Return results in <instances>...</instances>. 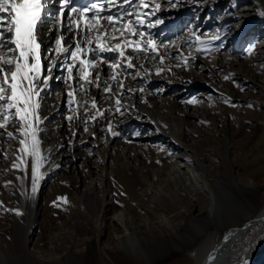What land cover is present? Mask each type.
<instances>
[{
    "label": "bare ground",
    "instance_id": "obj_1",
    "mask_svg": "<svg viewBox=\"0 0 264 264\" xmlns=\"http://www.w3.org/2000/svg\"><path fill=\"white\" fill-rule=\"evenodd\" d=\"M233 4H235V7H233ZM260 12H264V0H214V3L202 7H194L189 4L179 10L172 9L161 13L166 22L157 29L152 30L157 39L165 42L175 40L177 47L185 56L190 54L195 59L192 60L191 67L188 68L177 67L178 61L170 59L165 62V67L167 68L170 65L171 71H165L160 76H156L153 70L152 74L143 81L140 79L125 81L127 87L133 89L143 87L145 89L143 94L137 92L130 97L126 95L123 100L125 106L134 105L135 107L126 113L124 117L113 118L117 130L121 131L123 135L129 133L128 137L133 142L128 143L126 140L127 142L124 141L125 144H135L136 139H140L141 142L152 141L153 139L149 138L152 128L148 125L147 120L161 119L167 122L162 128L163 132L169 136H157L155 140H164L163 142L168 147L177 152L179 151L180 154L189 151V148L193 147L189 143V137L185 135L182 139L174 132L179 126L181 128L195 126L200 117L192 110L201 107L200 104L190 105L183 103V101L193 97V94L199 92V90H204L207 94L211 93L216 97L230 98L235 101L229 90L223 86L222 75L218 73V70L224 67V63H220V59L231 60V64L234 63V68H230L231 78L237 82L251 85L261 83L264 85V79L263 82H260L253 77L254 75L250 78L247 72H250L251 68L246 67L244 60L239 56H233L232 54L235 50L234 41L254 35L256 39L255 53H257L254 67H264V17L259 15ZM174 29L175 32L179 30V33H174V37L169 36ZM176 29L178 30L176 31ZM193 29L198 33H204L205 35L202 38H210L214 34H219L220 40L213 43L212 49L215 50L218 45H222L219 48L221 51H225L226 54L220 55V58L218 53L217 56L215 54L214 56L211 55L213 50L209 53H197L194 47H189L186 41L190 39V33ZM177 37H181V39H177ZM112 43H116V41ZM172 52L175 53L176 49H172ZM216 58L219 59L218 63ZM145 66L153 68V63L150 62ZM105 73H107L106 68ZM93 95L98 96V93L93 90ZM204 96L199 94L197 98L201 97L202 99ZM213 100L214 98H211L209 101L212 102ZM238 101L247 104L254 103L246 98ZM103 107H107V104H104ZM261 110V113L264 114V104H262ZM58 124L63 126L57 127ZM47 128L50 133L53 129H56V131L50 139L48 137L44 138L46 148L55 150L60 143L67 144L66 122L61 121L59 117H54L52 122L47 124ZM104 128L105 122L102 121L90 129V131L96 133L95 139L81 130L72 148H61L59 150V154L55 155L54 160L56 163H60L62 167L52 171L42 181L36 198L31 202L26 203L24 198L19 195L17 187L19 182L15 179L18 173L11 170L10 161L0 157V195L7 180L11 179L14 182L12 186L5 188L8 195L0 198V201L3 202L6 208L20 206L26 213L23 217H16L14 214L5 213L3 209H0L6 216L4 220H0V264H68L66 261H62V256L57 255L53 248L50 250L32 248L35 237V222L40 211L41 191L49 178L55 176L61 170L75 167L78 160L83 162L84 170L75 172L74 177L68 178L74 188H77L80 180L86 181L90 175H96L97 171L94 169L96 157L103 164L106 163V161H109L110 151L118 145L117 140L119 137L113 138L104 134L101 131ZM136 132L144 134L143 136H136L134 135ZM81 140L86 141L87 144L82 146ZM88 148L92 149L91 155L87 151ZM143 151H140V154L144 155ZM227 151L229 152V148ZM164 155H166V152ZM73 156L75 159H71ZM251 156L253 161L248 160L241 164L230 161L221 168L216 167L218 172L213 174L214 181L209 182L214 189L213 194L201 196L195 205L188 197L187 202L191 204L190 208L186 212H182L186 214L187 218H180L176 223L168 222L160 228L161 235H171L180 244L193 241V235L196 234L201 239V244L195 253L196 264H237L238 258L245 255L251 260V264H264V185L261 184L260 178V174L264 172V150L259 149L256 153H251ZM186 157H184L185 160ZM202 159L199 158L198 160L197 158V161L202 162ZM191 162L193 161L191 160ZM165 172V170L160 169L155 171V176L167 177ZM121 183L125 184V190L129 194L136 195L137 192H135L134 186L124 179H120ZM12 200L15 201L14 205L11 204ZM110 201L107 212L111 217L103 220L105 224L102 222V225L98 228V234L95 233L96 238L94 239L96 240L93 239V241H96L97 255L100 254L97 257L101 258L100 263L136 264L145 259L150 260L151 247L145 248L146 246L143 247L141 243L137 242L138 245H136L129 240L133 230L132 227L128 228V218L130 212L137 209L138 206L132 205L125 211H117L115 209L117 204L115 197H111ZM187 219L199 224L197 227L200 229L193 228V233H191L190 228L187 226ZM119 221L125 222L128 233L124 230L123 232L121 228V231H118L117 222ZM211 227L214 229H227L221 243L216 242V233L209 232ZM113 232L117 233L113 239L116 242L115 246H108L107 243L105 245V241H102L111 236ZM167 240L170 239L167 238ZM164 243L166 244V242ZM2 245L4 250H2L3 247L1 248ZM20 245H23L26 249L23 260H20ZM76 256L75 252L71 258L73 259Z\"/></svg>",
    "mask_w": 264,
    "mask_h": 264
},
{
    "label": "snow or ice",
    "instance_id": "obj_2",
    "mask_svg": "<svg viewBox=\"0 0 264 264\" xmlns=\"http://www.w3.org/2000/svg\"><path fill=\"white\" fill-rule=\"evenodd\" d=\"M210 3L214 0H0V157L18 173L19 195L26 203L36 198L42 181L62 167L55 155L61 148H72L81 130L95 139L90 129L103 121L104 134L123 137L113 118H122L135 107L125 106L126 95L145 91L127 87L126 80L143 81L153 70L156 76L171 71L170 65L165 67L170 59L178 61L177 67H191L194 57L185 56L175 40L157 39L152 30L166 22L161 15L165 11ZM259 15L264 17V12ZM204 35L193 29L186 43L197 53H209L220 36ZM254 49L250 44L247 54ZM150 62L153 68L145 66ZM183 103L202 101L193 96ZM224 103L236 106L230 98ZM54 117L66 122L68 131L67 144L60 143L55 150L46 148L44 139L56 131L47 128ZM86 144L81 140L82 146ZM158 150L167 152L163 145ZM87 151L92 154L91 148ZM13 183L9 179L4 187ZM68 203L66 196H58L52 206ZM0 209L16 217L26 214L20 206L4 207L2 201ZM237 264L251 260L245 255Z\"/></svg>",
    "mask_w": 264,
    "mask_h": 264
},
{
    "label": "rangeland",
    "instance_id": "obj_3",
    "mask_svg": "<svg viewBox=\"0 0 264 264\" xmlns=\"http://www.w3.org/2000/svg\"><path fill=\"white\" fill-rule=\"evenodd\" d=\"M174 33H179V30L177 32L175 29L172 30L169 36L175 35ZM255 43L254 35L236 40L234 41L235 50L232 54L239 56L244 60L246 67L251 68V71L247 72L250 78L254 75L253 77L258 81L263 82L264 67H254L257 54L255 49L251 55H248L246 51L250 44L255 45ZM211 53L212 56L219 54L218 57L226 54L219 47ZM216 60L218 63L219 59L216 58ZM222 62L224 67L218 70V73L222 75L223 86L235 99L236 102L232 100L235 107L225 104V97H216L211 93L207 94L204 90H199L193 96L205 95L202 99L198 98L202 101L199 103L201 108L192 110L199 115V120L195 126L186 128L179 126L174 132L182 139L185 135L189 137V143L193 147L189 148L185 154L182 153V155L179 151L171 149L163 142L164 140H155L157 136L166 137L169 135L163 132L162 128L167 122L161 119H152L147 120L148 125L152 128L149 135V138L153 139L152 141L141 142L140 139H136L134 143L141 145L138 147L135 144H131L133 146L125 144L124 141L127 140L128 143L130 141L129 133L119 137L118 145L110 151L109 161L103 164L96 157L94 162L96 175H90L86 181L80 180L77 188L71 185L68 178L74 177L77 172L84 170L81 160H78L75 167L61 170L49 178L41 191L40 211L35 222L32 248L36 250L53 248L57 255L62 256V261H66L68 264H102L100 263L101 258H97L100 254L97 255L96 241L93 239L96 238L95 235L98 234L97 231L102 222L104 223L103 220L111 217L107 208L111 203L110 198L115 197L119 202L115 207L117 211H125L132 205L138 206L137 209L130 212L128 218V228L132 227L134 232L129 240L136 245L139 242L143 247L146 246L145 248L151 247V259H145L136 264H196L195 253L201 244V239L196 234H192L193 241L180 244L171 235H161L160 228L168 222L176 223L180 218H187L186 214L182 212H186L190 208L191 204L187 202L188 197L195 205L201 196L213 194L214 189L209 182L214 181L213 174L218 172L216 167L221 168L230 161L237 164L248 160L253 161L251 153H256L259 149L264 150V114L261 113V107L264 104V85L237 82L231 78L230 68H234V63L231 64V60L220 59V63ZM226 75L230 77L229 80H224ZM241 87L245 90L241 91ZM211 98H214V102L209 101ZM242 98L253 101L252 104L255 107L249 108L247 103L239 102L238 100ZM138 127L140 126L138 125ZM153 129H159V131L153 132ZM161 145L166 146V155H164L165 152L158 150ZM140 151H143L144 155L140 154ZM197 158L198 160L203 158V161H197ZM157 160L160 163H157ZM160 169L166 171L167 174H164L167 177L155 176V171ZM260 178L261 184L264 185V172L260 174ZM120 179H124L134 186L135 192L138 193H135L137 197L125 190V184H120ZM121 193L124 194L121 195ZM6 195H8L7 190L2 188L0 198L6 197ZM58 196H66L69 203L60 208L53 207L52 201ZM11 204L14 205L15 201L12 200ZM5 217V214L0 210V220H4ZM186 221L188 228L193 233V228L199 224L194 223L191 219ZM117 225L119 232L124 230L128 233L124 221L117 222ZM211 231L216 233L217 243H221L227 233L226 228L214 229L211 227L209 232ZM116 234L113 232L102 242L105 241V245L108 244V246H115L116 242L113 239ZM164 237L166 238L164 239ZM167 238L170 240L168 241ZM89 239L91 240L89 241ZM19 252L20 260H23L26 252L23 245H20ZM75 252L77 256L72 259Z\"/></svg>",
    "mask_w": 264,
    "mask_h": 264
}]
</instances>
